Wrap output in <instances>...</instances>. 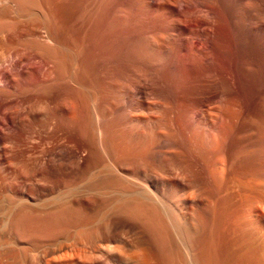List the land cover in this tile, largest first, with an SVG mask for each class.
<instances>
[{"label": "rangeland", "instance_id": "rangeland-1", "mask_svg": "<svg viewBox=\"0 0 264 264\" xmlns=\"http://www.w3.org/2000/svg\"><path fill=\"white\" fill-rule=\"evenodd\" d=\"M7 2L0 4V81L4 80L0 82L3 85H0V112L6 103L14 105L24 100L34 108H41L49 118L55 98L61 111L56 144L39 142L33 137L27 141L24 160H0V240L15 243L10 254L0 247V264H5L9 255L15 264L20 254L27 255L33 263L34 250L58 242L76 245L84 238L81 242L88 249L95 228L107 229L111 224L121 225L126 221L135 222L139 228L142 248L141 252L133 249L123 254L149 264H171L174 261L171 234L155 209L146 203L118 206L116 193L94 197L93 190L100 184L114 183L112 188L115 184L119 186L116 188H124L127 183L113 172L107 176L108 171L101 170L104 163L126 167L139 183L150 176L170 178L175 167L174 149L161 147L163 140L181 146L177 152L183 159L180 167L185 172H202L203 161L190 147V134L184 125L192 117L190 90L212 88L218 84L220 75L228 77L226 84H220L222 98L234 104L232 112L237 122L233 130L251 127L264 134V0ZM168 4L173 6V11L166 9ZM242 6L258 9L247 39L233 35L227 16L229 12L236 14ZM207 15L214 17L215 26H199L198 21L206 20ZM47 29L49 39L45 37ZM200 50L201 54L196 52ZM241 53L252 59V67L246 72L241 70L242 73L232 61ZM12 72L17 73L14 79ZM32 126L28 122L26 130L33 131ZM235 138L230 145L237 143ZM15 146L11 145L9 157H21ZM52 150L64 156L60 160L51 156L45 166L43 206L29 204L15 208L8 231L9 226L4 228V212L7 201L13 199L10 190L17 188L22 178H30L29 166L34 159L42 155L48 158ZM68 150L78 152L81 157L79 172L71 173L76 160ZM259 157L254 153L253 160L256 162ZM246 166L240 164L239 168ZM128 185L125 190L131 187ZM164 192L165 197L170 196L168 191ZM83 194L91 196L81 209L75 202ZM59 196L64 197L63 201L52 203ZM96 197L101 199V204ZM103 203L105 210L108 203L111 209L99 221L102 211L99 214L92 208ZM237 210L238 203L231 196L226 197L196 236L202 252L208 249L211 253L208 264H241L234 262L231 248L236 238L231 221Z\"/></svg>", "mask_w": 264, "mask_h": 264}, {"label": "bare ground", "instance_id": "bare-ground-1", "mask_svg": "<svg viewBox=\"0 0 264 264\" xmlns=\"http://www.w3.org/2000/svg\"><path fill=\"white\" fill-rule=\"evenodd\" d=\"M2 2L4 3V0ZM2 2L0 4H2ZM5 3H8L7 0ZM172 7V5L170 6V4H168L166 9L173 11ZM257 14L258 9L247 6L239 8V11L234 15L229 12L227 16L229 22H231V31H233V35L236 34L245 38L248 37L251 32L252 20ZM213 18L214 17L212 16H208L206 20H200L202 19L200 18V21H197L199 26L211 28L215 26L216 23L213 21ZM209 28H207V31ZM199 30L202 31L203 29L201 28ZM204 32L206 33V31ZM48 33H50L49 30H45L46 39H49ZM207 34L210 33L207 32ZM199 35L201 34L199 33ZM201 36L200 39L204 40ZM207 37L209 36L207 35ZM206 41L207 40L204 42L206 43ZM196 52L201 54L202 50ZM204 54H207V52H204ZM204 54L202 55L203 58ZM20 57H22V55ZM17 58H19V55H17ZM10 59L11 58H9V60ZM21 59L22 58L18 60L21 61ZM249 59L250 58L241 53L232 58V61H234V65L237 66L240 71L243 70L246 72L252 67V59ZM26 64L28 66V62ZM6 65L8 64L6 63ZM9 66L12 68L14 67V64L9 63ZM3 67L6 66L4 65ZM1 69L2 67L0 66V70ZM36 70L38 71V68H36ZM23 72H25V70ZM240 73H242V71ZM11 77L14 79V77H17V73L12 72ZM220 77L218 84L212 88L200 90L193 87L190 90V97L192 99V105L190 107L192 109V117L184 125L186 131L190 134V147L201 157V161H203L202 172L192 171L191 174L185 172L180 167L183 163V159L177 152L180 150L181 146H179L178 143H168L163 140L160 142L161 147H170L174 149L172 154L175 167H173L174 169L170 178L159 179L150 176L148 178L145 177L146 179L142 180L143 183H139L133 173L128 171V169L126 170V167L123 169L124 167L122 168L119 166L120 164L118 165L117 163H109L106 165L104 163V165L102 164L103 169H100L103 170V172L107 170V176H109V172H113V174L115 173V176L118 177L122 176L123 180L125 179L131 187L128 190H125V188L129 187V185L126 187L127 183L125 182L126 185L124 184V188L123 186H121V188H116L119 187L117 186L118 184L113 185L114 188H112L111 185L114 183L111 185L107 183L108 185L100 184L101 186L94 190L92 189L95 194L94 197L116 193V195L119 196L116 200L118 203L114 202V197V199H112L115 206L116 203L118 206L125 203H146L155 209L167 224L171 234V252L174 258V261H172L171 264L209 263L211 260V253L208 249H205V251L202 252V246L198 244L196 236L203 231L207 218L214 215V212H216V209L220 206L222 200L228 196H231L238 203V210L231 221V228L236 236L231 244V248L234 251V262L238 261L241 262V264H264V134L251 127L240 131L233 130L232 126L237 122V117L232 112L234 104L230 101H225L222 98L224 92L221 89L220 84L221 82L226 84L228 77H222L221 75ZM1 81L3 82L4 80L1 79ZM1 86L3 87V85ZM57 100V98L53 100V110L49 118H47L48 116L46 117L41 108H34L28 103V101L24 100L18 101L14 105H10L9 102L2 107L0 112V160H6L8 158L13 160L21 158V160H24L25 154L27 153V141L33 137L39 142L53 141L55 144L57 143L59 131L58 114L61 111V107ZM28 122L33 124V131L29 132L26 130ZM234 137H236L235 139L237 143L230 145L231 139ZM11 145L12 147L16 145L15 148L21 154V157H9L12 149ZM77 153L73 152V150L68 153L74 160H76V166L71 169V173L80 171L81 157ZM254 153L260 155L256 162L253 160ZM68 154L66 156H68ZM51 156L55 160H60L63 159L64 155L61 156L57 150H52L49 155L50 158H47L46 155H42L34 159L32 163H30L31 165L28 164L30 165L29 168L31 167L30 178H22L18 187L10 190L13 199L12 201H7L8 208L4 212V228H7L12 221V213L15 208L29 204H34L38 207L43 206V197L44 193H46L45 166L51 161ZM70 158L69 160L73 161L75 164V161ZM240 164H246L247 166L245 168H239ZM94 175L93 177L97 176ZM80 190L77 192H80ZM85 191L86 190L83 192ZM164 191H168V194L172 197L168 194H166L168 197H165ZM90 194L89 196H91ZM62 196L55 197L52 203L55 204L62 202L64 199ZM89 196L88 194L87 196H84V194L80 195L79 200H76L75 204L78 207L83 208L82 203H84ZM3 199L2 202L6 200ZM96 199L98 198L96 197ZM100 200L101 199L99 198L97 201L100 203ZM108 202L111 203V201ZM111 204L108 203L110 208L108 207L107 210L104 209V207H106L105 204L102 205L103 207L95 204L93 208L91 207L92 209H95L96 213L100 214V211H102L101 216L98 219L99 221L104 217L107 211L111 209ZM95 212L91 213L95 214ZM96 222L98 223V221ZM8 229H11L10 226L7 230ZM93 232L92 246L90 245L91 247H89L87 244L89 247L88 249L83 244L84 242H81V240L84 239L81 235L79 239H82H80L76 245H68L59 242L57 244L53 243L39 250H34L35 261L33 263L29 260L30 258H28L27 255L21 256L20 254V258L15 264H149L145 262L146 260H141L136 256L130 257L125 255V253L123 254L124 251H131L133 249H137L136 251H138L142 248L140 230L135 225V222L129 223L126 221L121 225L111 224L107 229L95 228ZM14 244V242L0 240V247L5 248V252L9 254L12 249L11 245ZM120 251L122 253H120ZM138 252L141 251L139 250ZM5 262V264H13V259L10 255L8 258L6 257Z\"/></svg>", "mask_w": 264, "mask_h": 264}]
</instances>
